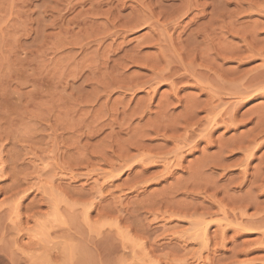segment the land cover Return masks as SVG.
I'll return each instance as SVG.
<instances>
[{
	"label": "rangeland",
	"instance_id": "1",
	"mask_svg": "<svg viewBox=\"0 0 264 264\" xmlns=\"http://www.w3.org/2000/svg\"><path fill=\"white\" fill-rule=\"evenodd\" d=\"M225 1L0 0V264H264V0Z\"/></svg>",
	"mask_w": 264,
	"mask_h": 264
},
{
	"label": "bare ground",
	"instance_id": "2",
	"mask_svg": "<svg viewBox=\"0 0 264 264\" xmlns=\"http://www.w3.org/2000/svg\"><path fill=\"white\" fill-rule=\"evenodd\" d=\"M224 1H225V0H224ZM225 2H226V1H225ZM226 4H227V3H226ZM220 5H221V4H220ZM218 6H219V5H218ZM218 6H217V7H218ZM226 6H227V5H226ZM226 6H225V7H226ZM219 7H220V6H219ZM212 13H213V12H212ZM211 15H213V14H211ZM215 16H216V15H215ZM223 16H224V15H223ZM212 18H213V17H212ZM212 18H211V19H212ZM213 21H214V20H213ZM222 21H223V20H222ZM222 21H221V22H222ZM223 24H224V23H223ZM226 26H227V25H226ZM254 41H255V40H254ZM253 43H254V42H253ZM246 46H247V45H246ZM225 47H226V46H225ZM247 47H248V46H247ZM226 49H227V47H226ZM248 49H249V48H248ZM247 51H248V50H247ZM252 51H253V50H252ZM244 52H245V51H244ZM251 54H252V53H251ZM249 55H250V54H249ZM252 57H253V56H252ZM263 59H264V58H263ZM263 62H264V61H263ZM260 91H262V90H260ZM256 92L259 93V91H256ZM256 94H257V93H256ZM260 94H261V92H260ZM258 95H259V94H258ZM256 98H257V97H256ZM230 118H231V117H230ZM230 118H229V119H230ZM230 122H231V120H230ZM232 123H233V121H232ZM250 156H251V155H250ZM250 158H251V157H250ZM219 166H220V165H219ZM246 166H247V165H246ZM244 167H245V166H244ZM246 169H247V168H246ZM263 170H264V169H263ZM244 171H245V170H244ZM248 173H249V172H248ZM262 173H263V172H262ZM244 174H245V173H244ZM260 174H261V173H260ZM244 178H245V176H244ZM261 178H262V177H261ZM262 179H263V178H262ZM259 180H260V179H259ZM255 225H256V224H255ZM203 228L205 229V227H203ZM242 228H243V227H242ZM204 229H203V230H204ZM205 232H207V229H205ZM203 235H204V234H203Z\"/></svg>",
	"mask_w": 264,
	"mask_h": 264
}]
</instances>
